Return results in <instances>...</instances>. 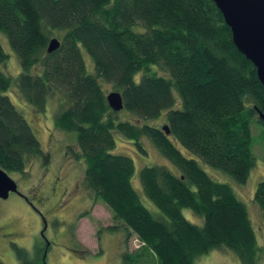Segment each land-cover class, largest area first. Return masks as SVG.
Here are the masks:
<instances>
[{
	"label": "trees",
	"instance_id": "16d2710c",
	"mask_svg": "<svg viewBox=\"0 0 264 264\" xmlns=\"http://www.w3.org/2000/svg\"><path fill=\"white\" fill-rule=\"evenodd\" d=\"M2 33L21 69L15 79L0 72L2 170L25 174L34 160L44 167L50 161L2 94L15 80L19 97L34 111L43 114L55 103L54 129L75 135L82 185L92 202L108 208L107 229L125 232V248L130 236L139 241L140 251L124 250V264H138L143 256L155 264H196L225 249L240 264H259L264 248L246 206L196 160L245 184L255 165L251 125L264 127V86L212 0H0ZM51 39L59 47L48 53ZM7 58L0 46V64ZM152 65L169 76L156 75ZM105 86L120 93L121 111L108 106ZM164 112V125L154 126ZM118 136L142 153L141 140L149 139L172 165L140 170L142 193L161 218L152 216L132 186L133 160L112 153ZM253 200L264 217V180ZM183 209L201 217L202 226L187 221Z\"/></svg>",
	"mask_w": 264,
	"mask_h": 264
},
{
	"label": "rangeland",
	"instance_id": "374dc122",
	"mask_svg": "<svg viewBox=\"0 0 264 264\" xmlns=\"http://www.w3.org/2000/svg\"><path fill=\"white\" fill-rule=\"evenodd\" d=\"M0 46L8 56L6 62L0 64V72L15 79L21 71L19 59L3 33L0 34ZM83 57L87 70L93 73L91 59L85 52ZM150 68L158 76L168 74L167 71L164 75L160 74L161 70L156 65ZM140 76L136 75V82ZM104 90L106 94L112 92L109 86H105ZM2 94L21 112L42 150L49 154L50 161L44 167L36 159L26 167L25 174L8 173L17 184L20 195L10 194L6 200L0 199V264H22V258L32 264H124V250L136 253L140 251L141 245L136 236L132 235L125 248V232H111L107 229L112 225L108 208L100 202H92L90 194L82 185L84 163L83 160L74 159L78 153L75 135L54 129L55 103H49L43 114L34 111L31 105L19 97L15 80ZM173 94L177 98L175 90ZM165 113L153 123L154 126L164 125ZM122 117L128 118L124 115ZM251 135L255 165L245 184H236L227 175L196 160L211 179L232 187L237 198L246 206L258 244L264 248V217L253 200L257 184L264 180V127L253 123ZM115 139L116 146L112 153L133 160L132 186L152 216L155 219L161 218L156 207L144 197L139 175L143 167L164 166L171 169V164L147 138L141 140L145 153L140 152L133 141L120 136ZM176 146L184 156L193 158L180 145ZM86 212L88 216L81 217ZM182 215L196 226L203 224V219L188 209H183ZM154 261L153 258L143 256L138 264H155ZM196 264L240 263L231 251L225 249L223 252L211 251ZM259 264H264V253Z\"/></svg>",
	"mask_w": 264,
	"mask_h": 264
},
{
	"label": "water",
	"instance_id": "95a60500",
	"mask_svg": "<svg viewBox=\"0 0 264 264\" xmlns=\"http://www.w3.org/2000/svg\"><path fill=\"white\" fill-rule=\"evenodd\" d=\"M222 14L231 31L236 49L249 60L256 69L257 78L264 86V0H212ZM59 47V41L51 39L47 52ZM110 109L122 110V99L118 92L106 96ZM262 119V116L259 115ZM169 133L167 127H163ZM10 194H19L17 184L0 168V199L6 200Z\"/></svg>",
	"mask_w": 264,
	"mask_h": 264
}]
</instances>
